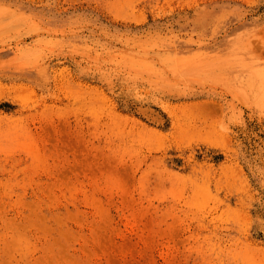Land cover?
<instances>
[{
	"label": "rangeland",
	"instance_id": "obj_1",
	"mask_svg": "<svg viewBox=\"0 0 264 264\" xmlns=\"http://www.w3.org/2000/svg\"><path fill=\"white\" fill-rule=\"evenodd\" d=\"M0 264H264V0H0Z\"/></svg>",
	"mask_w": 264,
	"mask_h": 264
},
{
	"label": "bare ground",
	"instance_id": "obj_2",
	"mask_svg": "<svg viewBox=\"0 0 264 264\" xmlns=\"http://www.w3.org/2000/svg\"><path fill=\"white\" fill-rule=\"evenodd\" d=\"M203 64H205L204 61L199 62V60H198L195 63L189 62V63H187L185 65L184 64H176L175 66H173L172 69L175 70L178 73L189 72V71L190 72H195L196 70L203 68V66H201ZM29 74L31 75L33 73L30 71ZM229 88L232 89L231 87H229Z\"/></svg>",
	"mask_w": 264,
	"mask_h": 264
}]
</instances>
